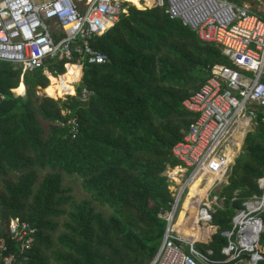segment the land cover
Segmentation results:
<instances>
[{
    "label": "trees",
    "instance_id": "1",
    "mask_svg": "<svg viewBox=\"0 0 264 264\" xmlns=\"http://www.w3.org/2000/svg\"><path fill=\"white\" fill-rule=\"evenodd\" d=\"M92 45L106 54L104 63L85 62L81 74L77 64L64 71L63 63L46 60L59 74H47L48 83L37 68L23 72L18 84L20 67L0 61V237L14 253L11 264H148L164 232L160 214L172 201L164 171L178 161L170 149L191 121L181 101L205 81L210 65H231L217 45L199 40L163 7L129 5ZM78 79L74 99L66 97ZM38 88L50 97H38ZM82 89L85 102L79 100ZM261 116L264 112L246 132L226 182L212 192L222 200L212 212L215 232L193 245L209 249L218 261L226 258L220 232L231 227L243 202L261 194L256 183L264 170ZM62 176L79 180L90 200L73 202ZM258 216L262 248L264 209ZM10 218L34 230L28 249L9 237ZM260 255L256 264H264V251ZM248 256L244 251L235 259Z\"/></svg>",
    "mask_w": 264,
    "mask_h": 264
},
{
    "label": "built area",
    "instance_id": "2",
    "mask_svg": "<svg viewBox=\"0 0 264 264\" xmlns=\"http://www.w3.org/2000/svg\"><path fill=\"white\" fill-rule=\"evenodd\" d=\"M138 2L146 6V0ZM125 3L132 4L128 0H0V61L20 67L21 73L41 68L43 74L55 73L44 65L48 59L63 63L65 68L70 63L79 67L85 62L104 63L106 55L91 42L111 27L120 13H126ZM148 6L164 7L169 18H179L201 41L218 45L232 63L213 65L209 77L181 101L193 117L170 149L178 163L167 167L164 175L169 185L171 180L183 182L174 193L169 189L172 201L160 214L164 232L148 264H217L193 247L194 238L183 236L190 229L187 226L212 228L213 207L218 205L215 195L206 189L197 199L189 197L187 205L194 212L189 217L186 213L179 228L174 223L190 185L199 180L200 188L207 177L214 176L209 188L223 180L238 143L236 134L257 120L258 109L264 108V17L247 5L226 0H151ZM86 95L82 89L81 98ZM71 120L67 123L74 118ZM257 184L261 194L243 202V208L230 219L231 227L220 232L227 241L221 252L230 259L248 252L246 264H256L262 258L257 241L263 230L258 212L264 209V170ZM7 232L20 249H28L34 242V230L17 218L8 220ZM13 259L14 253L8 252L0 237V264H11Z\"/></svg>",
    "mask_w": 264,
    "mask_h": 264
},
{
    "label": "crops",
    "instance_id": "3",
    "mask_svg": "<svg viewBox=\"0 0 264 264\" xmlns=\"http://www.w3.org/2000/svg\"><path fill=\"white\" fill-rule=\"evenodd\" d=\"M226 1H232V2H235V3H237V4H243V5H245V3L244 2H242V0H226ZM129 5H132V6H136V5H134L133 3L132 4H127V3H125V6H129ZM246 5H247V3H246ZM127 7H126V13H127ZM151 7H157V6H142V7H135V8H137V9H140V10H144V9H146V8H151ZM247 7H249V9L250 10H253V11H255V12H257L256 10H254V9H252L250 6H248L247 5ZM163 10H164V7H163ZM126 13H120V14H126ZM258 13V12H257ZM119 14V15H120ZM259 14V13H258ZM118 15V16H119ZM167 15V14H166ZM261 15V14H260ZM168 16V15H167ZM169 18V17H168ZM118 19V18H117ZM170 19H177V20H179L180 22H181V24L182 25H185L188 29H190L191 31H193V32H195V34H196V36H197V38H198V35H197V33H196V31H194L193 29H191L187 24H184L179 18H170ZM114 24V23H113ZM112 24V25H113ZM110 28V27H109ZM99 37V36H98ZM97 38V37H96ZM95 38V39H96ZM95 39H93L92 40V42L95 40ZM199 39V38H198ZM200 40V39H199ZM91 42V43H92ZM204 42V41H203ZM214 44V43H213ZM216 45V44H215ZM93 46V45H92ZM218 46V45H217ZM94 47V46H93ZM95 48V47H94ZM218 48H219V52H220V54L224 57V58H226L230 63H231V61L225 56V55H223L222 53H221V50H220V47L218 46ZM106 55V54H105ZM48 60H51V62L53 61V63H58V62H55L53 59H48ZM60 63V62H59ZM216 64H222V63H213L212 65H210V67H209V74H208V77H209V75L211 74V67L213 66V65H216ZM44 65L46 66V64H45V62H44ZM53 65V64H52ZM225 65H227V64H225ZM229 66H232V63H231V65H229ZM80 68V72H81V74H82V66L81 67H79ZM40 70H41V68H40ZM52 70H54L55 71V73L53 74V73H48V74H52V75H59V74H56V68H51V71ZM66 70V68L64 67V71ZM41 73L43 74V72H42V70H41ZM22 74L23 73H21V71H20V75H21V77H22ZM20 75H19V77H20ZM44 75V77L47 79V83H48V77H47V74H43ZM81 76V75H80ZM18 77V84L19 83H22V81H21V77L19 78ZM79 79H80V77H79ZM207 79V78H206ZM205 79V80H206ZM77 82H78V80H77ZM74 83V82H73ZM42 89L43 88H38L37 89V91L38 90H41L42 91ZM12 91H13V89H12ZM36 91V92H37ZM195 91V90H194ZM14 92V91H13ZM23 92H24V86H23V91H22V93H20L19 95H22L23 94ZM15 93V92H14ZM192 93V92H191ZM15 95H17V93H15ZM49 97V96H48ZM182 109H183V107H182ZM184 110V109H183ZM184 111H186V110H184ZM187 112V111H186ZM259 112H264V108H261V109H258V111H257V115H258V113ZM189 115H190V118L192 119V114L190 113V112H187ZM255 121V120H254ZM251 125L249 124V126H248V128H246L244 131H242L241 133H237L236 134V136L235 137H237V140H238V143L240 142V139H241V144L243 143V140H244V136H245V134H246V132L248 131V130H250L251 129ZM186 130V129H185ZM185 130H184V132H185ZM184 132H183V134H184ZM183 134H182V136H183ZM182 136H181V138H182ZM236 150H237V148L235 149V148H233L232 149V157L230 158V162L233 164L234 163V160H235V158L238 156L237 154H235L234 155V153L236 152ZM230 163V164H231ZM230 164H228V167L230 166ZM173 167V166H172ZM228 167H227V169H228ZM227 169H226V172H227ZM226 172H225V176H226ZM226 182V178H224L223 177V180L218 184V185H214V186H212V187H209V188H207L209 191L208 192H210L211 194H212V192L213 191H215L217 188H219L220 187V185L222 184V183H225ZM256 183H257V179H256ZM169 186V185H168ZM167 186V187H168ZM257 186H258V184H257ZM168 190H169V188H168ZM170 191V190H169ZM198 193V195L200 194L199 192H197ZM216 196V195H215ZM191 197V196H190ZM197 197L198 196H195V198L197 199ZM217 197V196H216ZM218 198V197H217ZM188 201V200H187ZM218 207L219 206H222V200L220 199V198H218V205H217ZM187 209H189V213L191 212H194V208H192V206H188L187 205V202L185 203V205L182 207V208H180V210H182V212H181V216H182V218H184L185 217V215H186V210ZM165 211H167V210H165ZM214 211V210H213ZM184 213H185V215H184ZM190 213V214H191ZM178 215V214H177ZM229 223H230V221H229ZM188 227H190V229H187L185 232H184V237H186L187 238V240L188 239H192V238H194L195 240H193V244L192 245H194V243L195 242H205L207 239H209L210 238V236L215 232V229H216V226H214V225H212V228L210 229H207V230H205V231H203L202 229L204 228V227H191V226H187L186 228H188ZM221 235V234H220ZM223 236V235H222ZM224 237V236H223ZM226 238V237H225ZM227 243V242H226ZM194 247V246H193ZM224 247V246H223ZM195 248V247H194ZM262 248H264V247H262ZM261 248V249H262ZM196 249V248H195ZM222 249V248H221ZM197 250V249H196ZM199 251V250H198ZM262 251H264V250H262ZM200 252H202V251H200ZM202 253H205V254H208V255H210V250L209 249H207V250H205V251H203ZM222 253V252H221ZM223 254V253H222ZM224 255V254H223ZM226 258L223 260V261H218V260H215V259H212V260H214V261H216L217 262V264H220V263H223V262H225V261H229V260H232V259H230V258H228L226 255H224ZM244 257H241V258H238V259H235V261L234 262H232L231 264H243V261H244Z\"/></svg>",
    "mask_w": 264,
    "mask_h": 264
},
{
    "label": "rangeland",
    "instance_id": "4",
    "mask_svg": "<svg viewBox=\"0 0 264 264\" xmlns=\"http://www.w3.org/2000/svg\"><path fill=\"white\" fill-rule=\"evenodd\" d=\"M242 2H244L245 3V5H246V3H247V5L248 6H250L252 9H254V10H256L259 14H261V16H263L264 17V0H242ZM136 7V6H135ZM78 81H79V79H78ZM77 83V81H75L74 83H72V86H73V89H75V84ZM36 95L38 96V97H40V96H48V95H46L45 93H44V91H41V90H38L37 92H36ZM66 97H71V98H73V96H75V91L72 93V94H66L65 95ZM50 97V96H49ZM52 98V97H51ZM53 100H54V98H52ZM74 99V98H73ZM79 100H84V99H82V98H80ZM78 100V101H79ZM55 101V100H54ZM63 113H65V112H63ZM58 121H64V122H66L65 120H63V119H61V118H56ZM72 120H70L69 122H71ZM67 123V122H66ZM250 125L253 127V126H255V121L253 120V121H251L250 122ZM229 144V143H228ZM229 148H231V145H230V147ZM237 148V150H236V152L234 153V155L235 154H237V155H239L241 152H242V144H241V139H240V142L239 143H237L236 145H235V149ZM231 162H230V160H229V162H228V164H230ZM233 164L231 163L230 164V166H232ZM230 166L228 167V169L227 170H230L229 168H230ZM166 171H169L168 169L167 170H165L164 172L165 173H167ZM170 173V172H169ZM40 174H42V172H40ZM224 178H225V174H224ZM184 179H185V177H184ZM183 182V180H181L180 181V183L178 182V181H173V180H171L170 181V183H171V185H169V189L172 191V193H174L175 192V190H177L178 189V187H179V185L181 184ZM62 184L64 185V186H67V187H69L70 188V195H71V199H72V201L73 202H80V201H83V200H90V196L86 193V192H84L83 190H82V188H81V186H80V183H79V180H77L76 178H73V177H70V176H62ZM207 186V185H206ZM262 189H263V192H264V184L262 185ZM193 192V189H190L189 190V193H188V199H189V197H190V195H191V193ZM210 195H212L211 193H210ZM210 195H208V197L210 198L211 196ZM92 205L95 207V209L96 210H100L104 215H106V214H108V210L107 209H104V208H100V207H98L97 205H95L94 204V202H92ZM63 207H66V205H64ZM214 209H217L218 208V206L216 205V206H214L213 207ZM186 213L188 214V217L190 216V213H189V209H187L186 210ZM184 215H185V213H184ZM63 218H64V215H62V216H59L58 218H57V223H58V227H57V230L53 233V235H55L56 234V232L61 228L60 227V222L63 220ZM198 226H199V228H200V226H202L201 224H198ZM207 229H209V228H203L202 230L203 231H205V230H207ZM211 229V228H210ZM183 236H185V235H183ZM184 238H186V237H184ZM257 249H259L260 251H262V250H264V248H262V249H260L259 248V246L257 245ZM154 258V257H153ZM247 261H249V256H248V258H245L244 259V261H243V264H246L247 263ZM56 264V263H55Z\"/></svg>",
    "mask_w": 264,
    "mask_h": 264
},
{
    "label": "bare ground",
    "instance_id": "5",
    "mask_svg": "<svg viewBox=\"0 0 264 264\" xmlns=\"http://www.w3.org/2000/svg\"><path fill=\"white\" fill-rule=\"evenodd\" d=\"M145 3H146L145 5L148 6V5L151 4V0H146ZM82 101L85 102L84 100H82ZM63 112H65V111H62V114H63V115H65V114L67 113V112H65V113H63ZM72 119H73V118H72ZM70 120H71V119H70ZM213 177H214V176H212V177H207L206 180L204 181L203 186L200 187V188L197 187L199 180L195 181L192 185H190L189 190H190V189H193V192L191 193L190 196H198V197L203 196L204 193H205V190H206L207 187H208V185L213 181ZM206 185H207V186H206ZM197 192H199L200 194L198 195ZM187 200H188V197L183 201V206L185 205V203L187 202ZM181 212H182V210L179 211L178 215L176 216L175 223H174V225H175L176 227H178V228H179L180 225L183 223V221H185V220L182 218V216L180 215Z\"/></svg>",
    "mask_w": 264,
    "mask_h": 264
},
{
    "label": "water",
    "instance_id": "6",
    "mask_svg": "<svg viewBox=\"0 0 264 264\" xmlns=\"http://www.w3.org/2000/svg\"><path fill=\"white\" fill-rule=\"evenodd\" d=\"M132 211H133V213H136L134 208H132Z\"/></svg>",
    "mask_w": 264,
    "mask_h": 264
}]
</instances>
